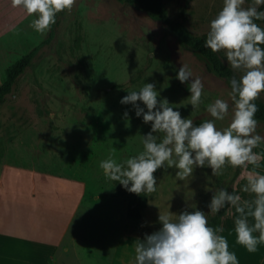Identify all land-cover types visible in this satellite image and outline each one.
Segmentation results:
<instances>
[{"label": "rangeland", "instance_id": "1", "mask_svg": "<svg viewBox=\"0 0 264 264\" xmlns=\"http://www.w3.org/2000/svg\"><path fill=\"white\" fill-rule=\"evenodd\" d=\"M164 2L170 15L195 34L209 31L210 22L223 7V0ZM250 5L247 0L245 7ZM24 54L0 53V84L6 79V68ZM219 54L229 65L224 53ZM182 64L204 84L202 103L196 108L189 104V84L177 78ZM236 72L243 75V71ZM147 82L155 84L158 99L166 98L196 125L213 119L207 105L216 99L233 103L230 84L151 14L124 0H76L71 11L60 15L52 42L39 50L15 91L0 103L4 160L86 185L81 209L55 264H134L136 244L161 227L160 211L175 217L199 208L212 215L207 204L213 192L207 188L234 186L240 189L242 200L255 199L254 193L243 189L249 173L264 174V143L253 149L261 157L259 166L242 168L236 180L238 167L230 165L220 176H213L211 168L198 167L187 181L176 178V169L161 168L155 174L158 189L148 195L142 218L128 217L131 192L107 179L99 165L110 154L122 162L143 150L142 137L151 131V124L136 116L132 104L120 101ZM258 99L264 103V94ZM230 122L231 107L229 115L216 123L225 128ZM257 132L264 136V123L259 122ZM237 216L235 208L226 211L221 235L239 264H264V244L248 252L236 242ZM249 222L254 219L249 217Z\"/></svg>", "mask_w": 264, "mask_h": 264}, {"label": "clouds", "instance_id": "2", "mask_svg": "<svg viewBox=\"0 0 264 264\" xmlns=\"http://www.w3.org/2000/svg\"><path fill=\"white\" fill-rule=\"evenodd\" d=\"M75 3L76 0H12L14 7H22L28 16H34L30 27L41 35L56 23L58 13L71 11ZM246 3L247 0H223L205 40V47L223 52L232 69L243 71L239 79L230 80L232 105L216 99L207 105L213 119L196 125L182 117L166 98L158 99L160 92L155 84L147 82L139 90L129 91L120 103L132 104L136 116L151 124V131L143 135V150L137 155L117 162L110 154L100 162L107 179L121 183L129 192L150 195L158 189L154 173L161 168H174L176 178L187 181L198 167L211 168L213 176H220L227 165L259 166L261 157L253 149L264 143V136L257 132L259 106L255 102L264 94V27L256 21L264 20V0H251L248 7ZM177 78L189 84V104L198 107L204 94L201 78H194L186 64L179 68ZM230 107L231 122L218 128L216 122L229 115ZM246 179L243 190L255 194L253 201L242 200L235 189L207 188L213 192L207 212L215 215L222 209L235 208L239 213L234 221L236 242L248 252H256L264 244V174L249 173ZM194 209L175 217L160 211L161 227L146 233L136 244L134 264H239L227 238L221 235L223 225L211 226L206 212ZM249 217L254 223L249 222Z\"/></svg>", "mask_w": 264, "mask_h": 264}, {"label": "crops", "instance_id": "3", "mask_svg": "<svg viewBox=\"0 0 264 264\" xmlns=\"http://www.w3.org/2000/svg\"><path fill=\"white\" fill-rule=\"evenodd\" d=\"M33 19L12 0H0V53H28L46 39L48 33L30 27ZM1 138L0 264H55L86 185L8 163Z\"/></svg>", "mask_w": 264, "mask_h": 264}, {"label": "trees", "instance_id": "4", "mask_svg": "<svg viewBox=\"0 0 264 264\" xmlns=\"http://www.w3.org/2000/svg\"><path fill=\"white\" fill-rule=\"evenodd\" d=\"M127 4H130L137 9L151 14L156 19L161 21L169 30L174 32L178 38L187 46L193 48L200 53L210 64L212 71L220 78L226 80L230 84L232 78H240V75L236 70L232 69L231 66L224 63L220 54L213 52L210 48L205 47V40L207 39V32L202 34L193 33L182 21L173 18L170 15L169 9L164 0H124ZM251 2V0H248ZM62 12L57 14V20L51 29L48 31V37L41 42L39 45L34 47L31 51L21 56L14 63L6 68V79L0 84V103H2L8 95L12 94L18 84L19 78L33 63V60L39 50L49 43L52 42L56 27L59 23L60 15ZM261 27H264V20L256 21ZM259 106V111L256 113V119L259 122L264 123V103L257 99L255 101ZM158 169L156 173L159 171ZM241 167L237 168L235 180L239 178L241 174ZM154 173V175L156 174ZM235 189L240 194V189L231 186L228 188L229 191ZM148 200L146 194H136L131 192L130 204L127 215L130 219L138 221L142 218V209L145 207ZM228 209H222L220 213L211 215L209 217V224L213 227L222 224V218Z\"/></svg>", "mask_w": 264, "mask_h": 264}]
</instances>
